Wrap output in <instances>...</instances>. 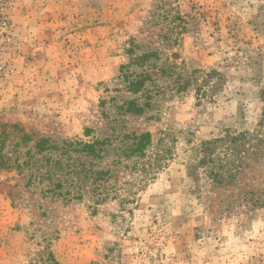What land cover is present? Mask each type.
Listing matches in <instances>:
<instances>
[{
	"label": "rangeland",
	"instance_id": "obj_1",
	"mask_svg": "<svg viewBox=\"0 0 264 264\" xmlns=\"http://www.w3.org/2000/svg\"><path fill=\"white\" fill-rule=\"evenodd\" d=\"M152 51L191 85L124 124L121 74ZM113 120L151 134L145 169L57 199L56 147ZM263 139L264 0H0V264H264V142L241 152Z\"/></svg>",
	"mask_w": 264,
	"mask_h": 264
},
{
	"label": "trees",
	"instance_id": "obj_2",
	"mask_svg": "<svg viewBox=\"0 0 264 264\" xmlns=\"http://www.w3.org/2000/svg\"><path fill=\"white\" fill-rule=\"evenodd\" d=\"M130 65L135 70L130 71L126 67L121 74L122 91L130 96H120L121 102L114 106L113 113L124 124H127L125 120L128 117L141 116L148 110L158 111V96L168 93V80L173 85L170 97L186 91L191 85L190 79L183 80L181 72L177 71L178 65L168 57H160L157 51L135 56ZM212 76L219 77V73L212 71L208 77ZM156 81L162 86L158 87ZM112 122L115 123L108 126L109 129L105 126L106 133L102 136H91L85 141L62 142L56 147L58 154L53 160V167L51 170L46 169L42 175L54 180L53 193L57 199L64 203L78 201L91 205L101 204L108 198L115 199L123 186L127 185H118L122 173H138L145 169L144 159L152 147L151 134L131 129L123 132V126L116 123V120ZM92 132L93 130L86 129L84 136L89 137ZM263 142L264 139L258 141L255 147L242 149L241 152L257 155L261 148L259 143ZM240 159L241 156L237 161ZM139 166L142 168L137 169ZM28 264L59 263L51 252H42Z\"/></svg>",
	"mask_w": 264,
	"mask_h": 264
}]
</instances>
